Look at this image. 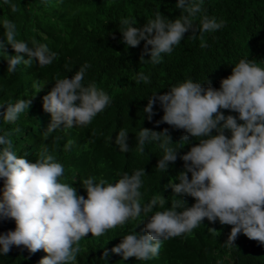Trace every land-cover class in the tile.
<instances>
[{
    "label": "clouds",
    "instance_id": "clouds-1",
    "mask_svg": "<svg viewBox=\"0 0 264 264\" xmlns=\"http://www.w3.org/2000/svg\"><path fill=\"white\" fill-rule=\"evenodd\" d=\"M4 2L17 11L16 4ZM176 7L181 15L174 21L158 10L142 28L135 27V21L121 19L119 31L127 47L146 42L141 63L145 56H150L153 64L161 63L162 54L170 55L188 32L196 39L198 31L202 40L204 33L218 31L226 24L205 14L196 28L194 20L202 11L201 3L178 0ZM64 25L65 30H51L41 38L48 42L56 33L66 41L64 37L70 32H66L69 25ZM3 30L0 178L4 179V193L0 219H13L16 229L0 235V254L7 255L13 246H24L36 256L48 254L40 264H72L81 251L79 242L91 233L107 238L109 250L124 261L121 264H165L167 246L184 239L205 218L232 226L226 246L234 245L241 233L264 245V67L257 61L240 59L232 74L221 80L219 90L210 83L205 88L187 79L148 99L143 111L150 122L158 101L164 115L157 126L166 123L185 130L181 143L199 138L197 145L179 157L185 167L177 177L180 183L167 186L174 192L171 208L153 211L166 200L155 196L143 202L139 189L144 168L125 172L116 183L89 174L81 179L78 170L67 181L69 164L61 159L62 154L83 147L98 149L95 136L105 132L115 138L119 151L128 152V137L133 134L129 99L110 86L102 87L103 78L92 80L86 73L93 61L117 50L103 55L94 41H76L73 61L78 71L71 78L55 79L45 70L57 58L56 52L35 40L33 46L18 40L16 25L8 19L3 20ZM97 68L102 76L104 71L116 74L113 67ZM140 81L150 83V77L139 72ZM221 109L238 113V118L225 116ZM136 140L140 152L146 143L160 142L163 156L158 160V171H168L169 164L178 159V151L169 146L172 138L167 129L156 132L143 128ZM185 196L196 203L188 207L182 199ZM108 255L106 250L103 258ZM27 257L34 259L35 255Z\"/></svg>",
    "mask_w": 264,
    "mask_h": 264
},
{
    "label": "trees",
    "instance_id": "trees-1",
    "mask_svg": "<svg viewBox=\"0 0 264 264\" xmlns=\"http://www.w3.org/2000/svg\"><path fill=\"white\" fill-rule=\"evenodd\" d=\"M201 3V13L194 20V27H199L203 15L215 16L224 20L223 28L212 33H204L203 39L197 31V38L192 39L191 32L185 34L179 45L173 46V52L162 54V62L153 64L150 56L140 62L145 41L135 48L127 47L122 41L119 31L122 18L135 21V27H143L147 21L155 18L159 10L167 19L174 21L181 15L176 7L178 0H10L17 5L13 12L4 0H0V32H3V20L15 23L17 39L32 45V41L46 44L57 53V58L45 73L53 78L72 77L78 71V65L73 61V49L76 41L82 43L89 39L97 43L100 52L105 55L113 52L105 59L93 61L86 70L92 80L104 79L105 86H110L118 94L125 93L129 99V127L132 136L128 137V152L119 151L115 138L105 132L95 136L98 149L81 148L61 155V159L69 164L67 181H71L72 173L78 170L80 178L88 174L91 177L102 176L109 182L116 183L125 173L131 174L134 169H145L142 177L143 202L155 196L164 197L163 207L157 205L153 211H163L171 208L173 189L167 187L170 182L179 184V174L185 170L184 162L179 158L190 151L192 146L199 143V138L190 137L188 142L181 138L187 133L182 129L157 122L162 120L164 112L159 102L154 105L156 113L151 122L143 110L147 107L148 99L154 94L163 95L172 86L187 79L199 82L207 88L209 83L219 90L222 79L232 74V68L240 59L255 60L264 67V0H197ZM69 25L65 40L52 33L49 41L45 42L41 35L51 30H65ZM61 33V32H60ZM201 43L206 45L201 47ZM150 48V46H149ZM99 66L113 67L114 73L104 71L99 74ZM143 72L150 77V83L137 82L138 73ZM6 110H4L5 112ZM225 116L238 113L223 110ZM3 116V112L0 114ZM116 119V118H115ZM117 120V119H116ZM3 121V122H2ZM239 122V121H238ZM242 123V122H239ZM4 119H0V126ZM147 128L156 132L168 130L172 138L169 146L178 151V159L170 163L168 171H158V160L163 156L159 141L146 143L144 152L137 149L139 132ZM216 135L215 130L212 133ZM226 135L231 136L230 132ZM112 138V139H110ZM191 179V173H189ZM63 183H65L63 181ZM77 190L78 195L81 192ZM4 193V179L0 178V199ZM188 207L196 201L182 197ZM3 200L0 201L2 203ZM216 231H210L209 229ZM231 225H222L219 220L215 223L204 221L181 241L168 245L164 256L165 264H264V245L250 240L243 233L239 234L234 245L225 243L231 233ZM16 229L13 219H0V235ZM81 251L72 264H121L124 262L109 250L110 243L89 233L80 242ZM2 247V246H0ZM108 251L107 259L103 258ZM35 255L34 259L27 257ZM30 253L24 246H13L7 255L0 254V264H40L46 258Z\"/></svg>",
    "mask_w": 264,
    "mask_h": 264
}]
</instances>
